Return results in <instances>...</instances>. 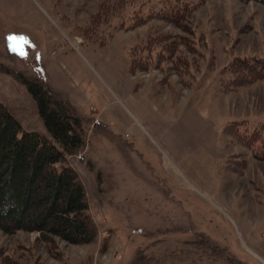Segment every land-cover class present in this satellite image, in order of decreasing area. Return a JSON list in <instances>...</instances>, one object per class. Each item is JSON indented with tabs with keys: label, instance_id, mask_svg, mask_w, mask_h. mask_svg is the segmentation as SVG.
<instances>
[{
	"label": "rangeland",
	"instance_id": "rangeland-1",
	"mask_svg": "<svg viewBox=\"0 0 264 264\" xmlns=\"http://www.w3.org/2000/svg\"><path fill=\"white\" fill-rule=\"evenodd\" d=\"M144 1L35 0L73 44L84 41L80 27L101 7L127 6L94 40L128 26ZM190 8L184 32L158 18L130 30L135 66L148 64L132 76L145 115L123 107L121 126L85 131L86 154L72 156L79 172L77 164L85 167L79 176L96 240L46 245L36 233L0 231V264H264V159L225 133L227 125L236 135L264 124V79L226 89L235 61L264 58V5L208 0ZM46 38L32 17L9 19L0 8V95L9 85L27 92L17 74L41 80L26 54Z\"/></svg>",
	"mask_w": 264,
	"mask_h": 264
},
{
	"label": "trees",
	"instance_id": "trees-1",
	"mask_svg": "<svg viewBox=\"0 0 264 264\" xmlns=\"http://www.w3.org/2000/svg\"><path fill=\"white\" fill-rule=\"evenodd\" d=\"M57 2L59 0H52ZM208 0H145L126 17L114 33L130 31L149 19H159L183 32V20L196 7ZM242 3L255 2L264 5V0H238ZM134 5L129 3L128 6ZM107 4L91 16L81 30L84 41L102 48L107 39H92L100 26H106L111 17L120 14L121 6ZM124 11V13H125ZM189 13V14H188ZM139 15L137 21L136 15ZM141 14V15H140ZM143 14H146L143 19ZM188 16V17H189ZM135 17V18H134ZM187 17V18H188ZM107 18V19H106ZM132 49L129 72L146 71L147 62L138 60ZM239 66H231V86L227 91L251 85L264 79V58L235 61ZM143 64V65H140ZM137 67V68H136ZM27 93L36 104L38 115L49 138L35 132L26 131L7 107L0 102V231L5 235L18 232L36 233L38 240L46 245L56 240L69 245L92 244L98 235L97 227L89 214V203L85 185L69 159L80 156L84 147L85 122L77 110L49 85L37 80H29L16 75ZM227 84L223 80V85ZM249 126V132L233 133L225 127V133L242 144L259 159H264V124ZM243 135V136H242Z\"/></svg>",
	"mask_w": 264,
	"mask_h": 264
},
{
	"label": "crops",
	"instance_id": "crops-1",
	"mask_svg": "<svg viewBox=\"0 0 264 264\" xmlns=\"http://www.w3.org/2000/svg\"><path fill=\"white\" fill-rule=\"evenodd\" d=\"M0 8L3 16L9 19L25 13L47 33L46 44L38 39L34 44V51V47L31 51L28 50L26 58L32 67H40L38 73L34 69L37 73L35 78L53 88L85 117L88 136L93 133L95 126H101L105 134L110 129L115 130L121 126L128 119L123 107L140 117V114L145 115L143 101L137 95L142 84L135 87V75L132 78L133 74L129 72L135 43L129 34L133 31L126 34L122 31L115 32L102 48L84 41L73 44L35 0H0ZM5 30H12L10 24H6ZM44 50L47 53L39 58ZM24 57L25 55L19 56V59ZM0 85L2 86L1 82ZM7 88V93L0 95V102L26 131L49 138L31 96L13 86L9 85ZM85 151L83 149L80 156L73 157L80 160L86 154ZM71 159L72 157L69 159L70 164L73 163ZM76 166L84 173L83 164ZM72 167L81 174L74 165Z\"/></svg>",
	"mask_w": 264,
	"mask_h": 264
}]
</instances>
